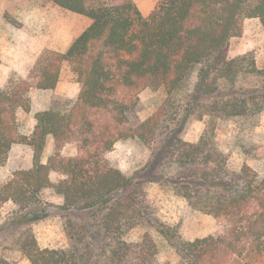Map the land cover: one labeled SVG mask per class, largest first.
<instances>
[{
	"label": "trees",
	"instance_id": "trees-1",
	"mask_svg": "<svg viewBox=\"0 0 264 264\" xmlns=\"http://www.w3.org/2000/svg\"><path fill=\"white\" fill-rule=\"evenodd\" d=\"M47 1L92 24L64 54L42 59L33 82L8 79L0 86V167L16 144L34 151L31 168L0 187V209L15 208L0 225V245L15 247L29 264H158L147 234L124 239L136 228L155 226L141 193L145 184L157 183L223 227L191 242L158 228L171 240L177 264H264V173L247 165L230 170L214 142L218 121L264 112V67L249 54L227 58L243 18L258 19L264 31V0H159L147 17L132 0ZM64 61L78 77L76 99L37 113L32 133L21 134L17 111H30L33 89H56ZM146 89L161 90L164 99L140 121L139 95ZM170 115L175 119L163 132ZM191 121L206 122L196 143L181 137ZM48 138L54 152L43 164ZM71 138L77 154L63 157ZM126 140L152 146L145 166L131 176L105 158ZM53 172L63 177L55 184ZM45 191L63 200L58 210L68 217L67 248L41 249L32 233L47 216Z\"/></svg>",
	"mask_w": 264,
	"mask_h": 264
},
{
	"label": "rangeland",
	"instance_id": "rangeland-1",
	"mask_svg": "<svg viewBox=\"0 0 264 264\" xmlns=\"http://www.w3.org/2000/svg\"><path fill=\"white\" fill-rule=\"evenodd\" d=\"M159 0H132L144 17L155 8ZM92 21L82 15L64 11L47 0H0V86L8 79L28 80L33 82V74L38 63L56 50L67 51L71 43L77 39ZM61 53V54H64ZM249 54L253 57L256 67H264V31L258 19L243 18L241 31L230 40L227 58L229 60ZM195 82L192 76L188 82L191 87ZM80 91L77 74L71 64L64 61L60 68L59 83L54 91L33 89L29 94L30 111L18 110L16 121L19 132L29 136L34 128V117L37 113L50 109L52 106L64 108L73 102ZM164 99L161 90L146 89L139 95L140 109L138 119L148 118ZM175 104V102H174ZM176 105V104H175ZM62 108V107H61ZM176 106L170 107L174 112ZM173 115L162 123V131L173 123ZM206 129L205 121L188 122L181 133L184 141L196 143ZM71 138L62 148L61 156L73 157L77 154L76 143ZM218 150L226 157L228 168L239 171L243 165L264 173V112L254 119L235 121H218L214 135ZM51 138L40 161L44 164L53 154ZM152 146L134 140L116 143L105 155L109 164L126 176L141 170L150 158ZM32 147L23 144L12 146L7 163L0 167V187L3 186L19 170H27L33 164ZM63 177L51 173L49 179L57 183ZM142 201L155 220L154 227L136 228L124 235L126 241H138L147 234L156 247L158 264H177L178 257L171 240L165 238L159 229H169L181 240L191 242L196 239L214 236L222 231V225L213 217L203 214L190 207L185 200L174 195L170 189L157 183H147L142 190ZM42 201L50 205L47 216L33 224L32 233L41 249H64L69 247L66 221L58 207L62 198L52 191L41 195ZM15 214L12 205L0 209V225ZM1 264H29L27 259L15 248L0 245Z\"/></svg>",
	"mask_w": 264,
	"mask_h": 264
},
{
	"label": "crops",
	"instance_id": "crops-1",
	"mask_svg": "<svg viewBox=\"0 0 264 264\" xmlns=\"http://www.w3.org/2000/svg\"><path fill=\"white\" fill-rule=\"evenodd\" d=\"M66 48V47H65ZM65 48L64 49H62V50H56L57 52H60V53H64V51H65ZM4 84V83H3Z\"/></svg>",
	"mask_w": 264,
	"mask_h": 264
}]
</instances>
